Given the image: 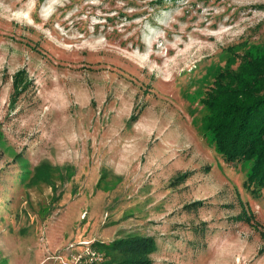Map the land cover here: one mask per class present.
<instances>
[{"label": "rangeland", "instance_id": "374dc122", "mask_svg": "<svg viewBox=\"0 0 264 264\" xmlns=\"http://www.w3.org/2000/svg\"><path fill=\"white\" fill-rule=\"evenodd\" d=\"M262 53L264 0H0V264L131 232L153 264H264V190L204 136Z\"/></svg>", "mask_w": 264, "mask_h": 264}, {"label": "trees", "instance_id": "16d2710c", "mask_svg": "<svg viewBox=\"0 0 264 264\" xmlns=\"http://www.w3.org/2000/svg\"><path fill=\"white\" fill-rule=\"evenodd\" d=\"M217 75L216 87L204 102V136L226 163L247 164L243 185L252 195H260L264 190V53L243 58L237 71L228 66ZM90 246L103 260L88 264H153L150 254L156 250L152 236L132 232L109 242L94 240Z\"/></svg>", "mask_w": 264, "mask_h": 264}, {"label": "built area", "instance_id": "2783aa9c", "mask_svg": "<svg viewBox=\"0 0 264 264\" xmlns=\"http://www.w3.org/2000/svg\"><path fill=\"white\" fill-rule=\"evenodd\" d=\"M79 259L80 264H88L93 261L101 262L103 260V255L90 246V248L87 249L86 254L81 256Z\"/></svg>", "mask_w": 264, "mask_h": 264}]
</instances>
